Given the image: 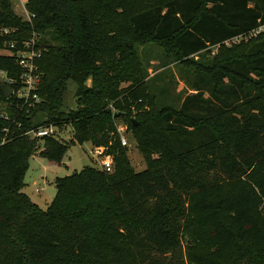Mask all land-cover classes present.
<instances>
[{
  "label": "trees",
  "instance_id": "obj_1",
  "mask_svg": "<svg viewBox=\"0 0 264 264\" xmlns=\"http://www.w3.org/2000/svg\"><path fill=\"white\" fill-rule=\"evenodd\" d=\"M11 1L0 51L36 39L39 80L18 97L22 70L0 55L14 92H0V264H264V0H26L29 23ZM144 46L161 52L144 63ZM170 64L191 93H172ZM67 126L68 143L31 134ZM85 142L106 149L110 173L56 178L46 209L22 192L32 156L60 164Z\"/></svg>",
  "mask_w": 264,
  "mask_h": 264
},
{
  "label": "rangeland",
  "instance_id": "obj_2",
  "mask_svg": "<svg viewBox=\"0 0 264 264\" xmlns=\"http://www.w3.org/2000/svg\"><path fill=\"white\" fill-rule=\"evenodd\" d=\"M25 2L26 0H12V9L14 14L19 17L22 22L29 23L30 17L27 11L25 10ZM0 30H2V28H0ZM9 32L13 33V31L10 30L8 31V33ZM237 42H239V39H234L231 43ZM226 45H230V42L226 43ZM159 51L160 50L157 49L155 46H144L137 48L139 57L144 63H146L149 57H154L153 55L156 54V52L159 55ZM149 52L153 53H151V55H147ZM215 52L216 51H214V53ZM0 55H10V52L8 51V46H6L4 50L0 51ZM153 65L155 66V64ZM172 65L173 64H170L169 67L170 72L173 73L175 75V78L177 79L175 82V86L170 85L172 93L176 96L181 94V97L184 95L185 89L186 91H188V93H191V91L187 89L188 87L186 86V84L183 83L182 77H180L177 68ZM155 73V70H149L150 76L155 75ZM166 76L168 77L169 73H166ZM0 77L6 81V85L8 86L10 80L6 78L5 74H0ZM162 85L163 83L160 84V86ZM74 90V84L71 82L68 83L67 95L65 99L67 109L75 108V99L73 98ZM25 92L26 90H24V88H21L16 93L19 95ZM16 93L15 95H17ZM167 100L169 104L165 103ZM176 101L177 98L175 96H172L169 99L163 98L161 104L173 106L172 104ZM175 106H177V104ZM117 129L123 130L121 136L126 140L128 145V158L131 167L135 172L143 171L145 169L143 159L138 153L135 142L132 139L131 135L127 133V126L124 123L118 121ZM54 130L55 136L64 143H68L72 138V130L69 126L62 128L61 130ZM91 149L93 150V147L88 142H85L82 145L76 144L74 146H70L60 164L50 163L36 153L28 160V169L24 175L23 180L25 186L22 192L26 194L30 198V200L35 203L38 207H40L41 209H46L53 200L56 193L54 185V180L56 178L70 176L74 172H79L87 166L100 169L97 160L93 157V155L90 154V152L92 151Z\"/></svg>",
  "mask_w": 264,
  "mask_h": 264
},
{
  "label": "built area",
  "instance_id": "obj_3",
  "mask_svg": "<svg viewBox=\"0 0 264 264\" xmlns=\"http://www.w3.org/2000/svg\"><path fill=\"white\" fill-rule=\"evenodd\" d=\"M0 34H8V31L6 29L0 30ZM36 42V39L32 38L25 42L24 48L25 51H17L16 53H13L16 49V45L14 43H9L8 51L10 52V56H15L17 65L21 68L22 74L20 76L21 83L23 85L24 90H26L25 93L17 94L18 97L23 98L27 100L29 93L31 91H35L39 76L37 74V68L33 63V58L36 56V54L33 52L32 45ZM9 83H13L12 80L9 81ZM32 99L35 103H38V98L33 95ZM1 116V115H0ZM55 129V128H54ZM53 127H46V128H40L38 131H33L31 134L34 137H44L53 135L55 136V130ZM123 132L122 129H117V133L120 137V143L123 147H128L126 140L121 136V133ZM92 150V149H91ZM105 148L103 147H93V150L90 152L91 155L97 160L99 167L101 170L110 173L113 168V162L112 157L105 153Z\"/></svg>",
  "mask_w": 264,
  "mask_h": 264
},
{
  "label": "water",
  "instance_id": "obj_4",
  "mask_svg": "<svg viewBox=\"0 0 264 264\" xmlns=\"http://www.w3.org/2000/svg\"><path fill=\"white\" fill-rule=\"evenodd\" d=\"M0 92L4 99H9L13 95V90L6 85V81L0 77ZM120 116L116 113L114 117Z\"/></svg>",
  "mask_w": 264,
  "mask_h": 264
}]
</instances>
